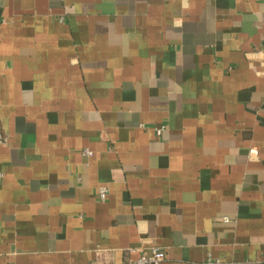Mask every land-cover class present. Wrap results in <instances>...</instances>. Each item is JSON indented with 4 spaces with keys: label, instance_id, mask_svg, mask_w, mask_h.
<instances>
[{
    "label": "crops",
    "instance_id": "crops-1",
    "mask_svg": "<svg viewBox=\"0 0 264 264\" xmlns=\"http://www.w3.org/2000/svg\"><path fill=\"white\" fill-rule=\"evenodd\" d=\"M0 134V264H264V0H0Z\"/></svg>",
    "mask_w": 264,
    "mask_h": 264
},
{
    "label": "built area",
    "instance_id": "built-area-1",
    "mask_svg": "<svg viewBox=\"0 0 264 264\" xmlns=\"http://www.w3.org/2000/svg\"><path fill=\"white\" fill-rule=\"evenodd\" d=\"M157 131L161 133L163 131V126L157 128ZM6 137L3 134H0V141H3ZM254 151V149H253ZM87 154H91L90 150H85ZM108 194L106 187H101L99 189V196L101 199H105ZM226 220H229L228 216H224ZM166 257V252L164 249L155 246L152 247L150 251L143 252L137 259L129 260L125 264H159ZM217 260L209 259L204 264H216Z\"/></svg>",
    "mask_w": 264,
    "mask_h": 264
}]
</instances>
